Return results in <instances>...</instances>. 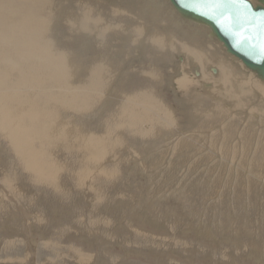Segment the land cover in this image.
Here are the masks:
<instances>
[{
	"label": "rangeland",
	"instance_id": "1",
	"mask_svg": "<svg viewBox=\"0 0 264 264\" xmlns=\"http://www.w3.org/2000/svg\"><path fill=\"white\" fill-rule=\"evenodd\" d=\"M49 2L53 9L38 15L49 22L41 43L49 45L52 57L71 48L77 58L59 77L61 83H43L58 79L52 72L34 75L36 84L29 91L40 97L58 95L62 88L77 97L60 98L69 107L0 103L6 112H15L16 106L31 115L34 123L22 133L40 126L38 114L47 115L59 132L67 129L49 140L45 132L51 126H41L42 137L32 136L25 147H18L9 136L15 124L0 122V264H264V90L247 85L250 75L258 79L198 30L187 28L164 0ZM85 13L86 24L79 27L78 18ZM70 15L77 19L67 21ZM100 18V29L113 35L98 39V34L77 31L96 29ZM163 24L171 25L167 38H184L176 28H187V39H204L215 55L184 46L169 58H158V49L167 46L151 38L165 33ZM71 26L76 36L74 31L70 36ZM196 32L199 39L190 35ZM194 61L205 75L199 81L192 72ZM100 63L103 69L92 77L90 69ZM217 64L221 72L227 69L225 75L210 72ZM180 74L191 84L179 93L173 84ZM139 75L160 83L148 85ZM210 83L212 89H207ZM150 86L165 106L154 102L152 91H137ZM23 91L0 89V96ZM160 112L167 117L164 123ZM68 136L88 145L70 152L62 147ZM29 147L41 157V172L50 183L35 181L20 161V153Z\"/></svg>",
	"mask_w": 264,
	"mask_h": 264
},
{
	"label": "bare ground",
	"instance_id": "2",
	"mask_svg": "<svg viewBox=\"0 0 264 264\" xmlns=\"http://www.w3.org/2000/svg\"><path fill=\"white\" fill-rule=\"evenodd\" d=\"M153 2V1H151ZM119 3V2H118ZM145 4H147L145 2ZM152 4V3H151ZM154 4V3H153ZM50 2L49 0H0V89H7L12 91L13 89H16L17 91H20L21 89H24V91L20 94V93H15L12 94L10 92L5 93V95L0 96V103L1 102H33V105L38 106H49L52 104L57 105H67V107L70 106L69 102H59L60 98L62 97H66L69 98V100H75V98L77 97V95H74V93L70 94L68 92H63L62 88L58 91V95L56 94H45L43 96H37V91L31 92L29 91L30 88H33V86L36 84V81L34 80L33 76L37 75V76H41V75H47L49 74V72H52L56 77H58V79L56 81H49V80H44L43 83L46 85H53V83H61L60 80V76L62 74H66L67 72V68H69V66L73 65L72 61L74 60V58H77V53L76 52H72V50L68 51H59L57 50V52L55 51L54 53L57 54V57H52L50 56L51 53V49H49V45H45L42 42L43 35L44 32L46 30V27L48 26L49 22H47L46 19L41 18L40 16H38L39 14L41 15L42 13H44L45 11H47L48 9H53L50 8ZM79 6V5H78ZM87 6V5H86ZM93 8V7H92ZM144 8V7H143ZM149 8V7H148ZM84 10V9H83ZM74 11V10H73ZM153 11V10H152ZM158 11V10H157ZM42 12V13H41ZM147 12V11H146ZM154 12V11H153ZM51 13V12H50ZM71 13V12H70ZM171 13V12H170ZM48 14V13H47ZM46 14V15H47ZM79 14V13H78ZM86 14V13H85ZM90 14V13H89ZM96 14V13H95ZM150 14V13H149ZM175 14V13H174ZM76 15V14H75ZM74 15V16H75ZM80 15V14H79ZM84 15V14H83ZM173 15V14H172ZM44 16V15H43ZM69 16V15H68ZM78 16V15H77ZM96 16V15H95ZM146 16V15H145ZM48 17V16H47ZM80 17V16H78ZM173 18V17H172ZM171 18V20H172ZM77 17H73L70 15V17L68 18L67 21H71V20H76ZM86 19H88L87 14L86 16H83L81 18H78L80 22V26L82 27L86 24ZM98 19V18H97ZM178 19V18H177ZM174 19L175 20V24L180 25V21ZM85 20V21H84ZM133 20V19H132ZM149 20V18H148ZM152 20V19H151ZM170 20V19H168ZM50 21V20H49ZM162 20H160L161 22ZM173 21V20H172ZM69 22H67V24H69ZM74 22V21H73ZM95 22V21H94ZM100 22V24H99ZM102 20L101 18L98 20L97 25H96V29L92 30L91 26H90V31L88 30H84V29H80L78 28L77 31H86L89 33V35L94 36V34H98L99 37L98 39H103L104 37H106V34L108 33L107 31H102V28L100 29V27L103 25L101 24ZM76 23V22H75ZM74 23V24H75ZM89 23V22H88ZM103 23V22H102ZM132 23V22H131ZM174 23V22H173ZM183 23V22H182ZM66 24V25H67ZM73 24V25H74ZM77 24V23H76ZM157 24V23H156ZM170 24V23H169ZM174 24V26H175ZM89 25H92L89 24ZM95 25V24H94ZM125 25V24H124ZM162 25V24H161ZM164 25V24H163ZM186 25V24H185ZM68 26V25H67ZM118 26V25H117ZM130 26V25H129ZM128 26V27H129ZM160 26V25H159ZM171 26V25H170ZM173 26V24H172ZM116 27V26H115ZM120 27V26H118ZM117 27V28H118ZM125 27V26H124ZM151 27V26H150ZM71 28L73 29L69 34L71 36V34L74 31L73 26H71ZM93 28V27H92ZM188 28V27H187ZM116 29V28H115ZM135 29V28H134ZM168 29V28H167ZM122 30V29H121ZM131 30V29H130ZM150 30V29H149ZM161 30V29H160ZM163 30V29H162ZM197 30V29H196ZM136 31V30H135ZM180 31V30H179ZM75 32V31H74ZM120 32V30L116 31V33ZM123 31H121L120 34H122V38L124 37V35L122 33ZM131 32V31H130ZM129 32V33H130ZM138 32V31H136ZM195 32V30L193 31ZM106 33V34H105ZM110 33V32H109ZM113 33V31H112ZM110 33V35L112 34ZM114 33V34H116ZM133 33V32H131ZM140 33V32H139ZM187 33V31H186ZM192 33V32H191ZM197 33H193L190 34L192 36H194L195 38H200L197 36ZM49 34V33H47ZM68 34V35H69ZM76 32L74 33V35L76 36ZM84 34V33H83ZM136 34V33H134ZM148 34V33H147ZM200 34V33H199ZM80 35V34H79ZM86 36H88L87 34H85ZM84 35V36H85ZM113 35V34H112ZM128 35V33H127ZM126 35V36H127ZM131 35V34H130ZM137 35V34H136ZM139 35V34H138ZM91 36V37H92ZM97 36V35H96ZM132 36V35H131ZM134 36V35H133ZM57 37V36H56ZM79 37V36H78ZM128 37V36H127ZM130 37V36H129ZM150 37V36H148ZM160 36H156L154 38V36H152V42L155 43L156 45L159 43H163L164 41L161 39ZM97 38V37H95ZM108 38V37H107ZM111 38V37H110ZM131 38V37H130ZM129 38V39H130ZM134 38V37H133ZM132 38V40H133ZM136 38V37H135ZM138 38H140L138 36ZM145 38V37H144ZM192 38V37H191ZM203 38V37H202ZM55 39V38H54ZM79 39V38H78ZM97 39V40H98ZM117 39V38H116ZM193 39V38H192ZM111 40V39H110ZM125 40V39H124ZM123 40V41H124ZM141 40V39H140ZM186 40V38H185ZM201 40V39H199ZM96 41V40H94ZM129 41V40H128ZM137 41V40H136ZM143 41H146L145 39ZM172 40H170L171 42ZM198 41V40H197ZM204 41V40H203ZM60 42V41H59ZM107 42V41H106ZM132 42V41H131ZM139 42V40H138ZM97 43V42H96ZM101 43V42H100ZM135 43V42H134ZM145 43V42H144ZM60 44V43H58ZM95 44V43H94ZM112 44V43H111ZM119 44V43H118ZM127 44V43H126ZM146 44V43H145ZM68 45V44H67ZM66 45V46H67ZM92 45V44H91ZM140 45V44H139ZM144 45V44H143ZM141 45V46H143ZM60 46V45H59ZM58 46V47H59ZM65 46V47H66ZM69 47H71L70 45H68ZM85 46V45H84ZM114 46V45H112ZM120 46V45H119ZM123 46V45H122ZM109 47V46H108ZM105 46V53H106V48H108ZM139 47V46H138ZM156 47V46H155ZM60 48V47H59ZM89 48V47H87ZM143 48V47H142ZM184 48V47H183ZM57 49V48H56ZM81 49V48H79ZM92 49V48H91ZM94 49V48H93ZM127 49V48H126ZM187 49V48H186ZM219 49V47H218ZM74 50V48H73ZM111 50V49H109ZM97 51V50H96ZM100 51H102V49H100ZM115 51V50H114ZM151 51V50H150ZM195 51V50H194ZM193 51V52H194ZM221 52V50H220ZM117 53V52H116ZM115 53V54H116ZM123 53V52H122ZM127 53V52H125ZM124 53V54H125ZM186 53V52H185ZM201 53V52H200ZM218 53V52H217ZM58 54H72L70 57H68V55H64V56H59ZM85 54V53H84ZM94 54V53H93ZM188 54V53H186ZM193 54V53H191ZM197 54H199L197 52ZM29 57H26V56ZM82 56V55H81ZM95 56V55H94ZM113 56V54H112ZM118 56V55H117ZM117 56H116V60H117ZM132 56V55H131ZM190 56V55H189ZM194 59H196L194 55H191ZM203 56V55H202ZM218 56V55H217ZM221 56V55H220ZM120 57V56H119ZM125 57V56H124ZM140 57V56H139ZM87 58V57H85ZM162 58V57H161ZM164 58V57H163ZM81 59V58H80ZM115 59V58H114ZM133 59V58H132ZM190 59V58H189ZM84 60V59H83ZM112 60V59H111ZM157 60V59H156ZM163 60V59H162ZM168 60V59H167ZM80 61V60H79ZM85 61V60H84ZM83 61V62H84ZM88 61V60H87ZM97 60H95L96 62ZM104 61V60H103ZM131 61V60H130ZM82 62V63H83ZM113 62V61H112ZM231 62V61H230ZM97 63H94V66H97ZM104 63V62H103ZM141 63V62H140ZM182 63V62H181ZM188 63V62H187ZM238 63V62H237ZM235 63V64H237ZM85 65V63H83ZM108 64V63H107ZM234 64V62H233ZM232 64V66H233ZM82 65V64H81ZM199 66L201 69V65L197 62L195 63L192 62V67L194 68V66ZM107 66V65H106ZM220 66V65H219ZM232 66H230L232 68ZM83 67V66H82ZM234 67V66H233ZM241 67V66H240ZM85 68V67H84ZM136 68V67H135ZM190 68V67H189ZM226 67H223L222 69H225ZM103 68H101V63L98 67L95 68H91L90 69V75L92 77H94L99 70H101ZM218 69V68H217ZM245 70V69H244ZM244 70H242L244 72ZM126 71V70H125ZM137 71V70H136ZM226 70H222V74L219 75H225ZM246 71V70H245ZM193 72V71H192ZM224 72V73H223ZM233 72V70H232ZM248 72V71H247ZM123 73V72H122ZM121 73V74H122ZM127 73V72H126ZM134 73V72H133ZM220 73V71H219ZM246 73V72H244ZM149 74V73H147ZM202 74V71H201ZM234 74V73H233ZM232 74V75H233ZM239 74V73H238ZM242 74V73H241ZM248 75H250L249 73H247ZM127 75V74H126ZM173 75V74H172ZM204 75V74H203ZM246 75V74H245ZM129 76V75H128ZM136 76V75H135ZM140 76V75H139ZM143 76V75H141ZM186 76V75H185ZM205 76V75H204ZM228 76V75H227ZM252 75H250V77L247 78V85H250V88L252 89H256L258 92H260V90H264V85L263 83H261L259 80H254L253 78H251ZM117 77V76H116ZM127 77V76H126ZM156 77V76H155ZM183 75L182 77L179 79L180 81H178L177 85L178 87L184 90V88H186L185 90H187L188 84H191V81L189 82V80L187 78L183 79ZM187 77V76H186ZM196 77V76H195ZM223 77V76H222ZM225 77V76H224ZM221 80V82L224 81V83L226 82V78H224ZM229 77V76H228ZM134 78V77H133ZM151 78V77H150ZM197 78V77H196ZM231 78V77H230ZM255 78V77H254ZM117 79V78H116ZM198 79V78H197ZM233 79V78H232ZM150 80V79H149ZM152 80V79H151ZM219 80V79H218ZM115 81V80H114ZM123 81V80H122ZM155 81V80H154ZM199 81V79H198ZM234 81V79H233ZM129 82V81H128ZM177 82V81H176ZM196 84V83H195ZM226 84V83H225ZM84 85H86V83H84ZM203 85V84H202ZM115 86V85H114ZM172 86V85H171ZM222 86V85H221ZM126 87V86H125ZM207 89H209V84L205 86ZM211 87V86H210ZM261 88V89H260ZM212 89V87H211ZM216 91V90H215ZM263 93V92H262ZM149 94V93H148ZM190 94V93H189ZM235 94V93H234ZM143 95V94H142ZM150 95V94H149ZM141 96V95H139ZM143 96H147V94L143 95ZM107 97V96H106ZM148 97V96H147ZM153 97V94H152ZM176 97V96H175ZM131 98V97H130ZM145 99V98H144ZM143 99V100H144ZM149 99V97H148ZM151 99V98H150ZM154 100V98H152ZM158 99V98H157ZM109 100V99H108ZM159 100V99H158ZM107 101V99H106ZM174 102V101H173ZM193 103V102H192ZM10 104V103H9ZM71 104H73V102H71ZM109 104V101H108ZM151 104V103H150ZM32 105V104H31ZM54 105V106H55ZM142 105V104H141ZM52 106V107H54ZM107 106V105H106ZM161 106V105H160ZM159 106V107H160ZM163 106V105H162ZM10 107V105H9ZM34 107V108H37ZM51 107V106H50ZM16 111L15 112H10L9 110L6 112L5 109L3 107H0V122H6L7 125L9 127L12 126V124H15L9 131V136L11 141H14L15 144L18 147H25L26 146V142L28 139H31L32 136H39L42 137L44 135L43 129L41 128V126L44 125H50L51 127L48 128V130L45 132V137L49 140H57L55 139V137L59 136V134L63 133L67 130L65 129L64 132H59V130H56L54 128V122H51L50 120H47V115L45 117V115L42 114H38V121L40 122V126L39 127H35V128H31L30 131H28V133H22L23 129L31 127V125L34 123L33 118L31 117L30 114H28V112H24L23 109L24 108H18L16 107ZM28 108H31L28 106ZM47 108V107H46ZM124 108V107H123ZM161 108V107H160ZM164 108V107H163ZM11 109V108H9ZM43 109V108H42ZM45 109V108H44ZM129 109V108H128ZM188 109V108H187ZM46 110V109H45ZM124 110V109H123ZM186 110V108H185ZM125 111H127L125 109ZM166 111V110H164ZM163 111V112H164ZM43 112V111H42ZM167 112V111H166ZM130 113V112H129ZM165 113V112H164ZM134 114V113H132ZM166 114V113H165ZM125 115V114H124ZM168 115V113H167ZM139 116V115H138ZM145 116V115H144ZM171 116V115H170ZM189 117V116H188ZM172 118V117H170ZM181 120V119H180ZM167 121V120H166ZM185 121V120H184ZM161 122V121H160ZM158 122V123H160ZM180 125V124H179ZM63 126V125H62ZM71 127V126H70ZM113 128V127H112ZM59 129V128H57ZM62 129V128H61ZM85 130V129H84ZM100 132V131H99ZM150 132V131H149ZM72 134V133H71ZM79 134V133H78ZM163 134V133H162ZM191 134V132H190ZM62 135V136H63ZM112 135V134H111ZM127 135V134H126ZM73 136V135H72ZM146 136V135H145ZM150 136V135H149ZM51 137V139H50ZM70 136H68L67 140H64V144L62 145V147H66L70 152H74L76 151L77 146L79 148H83L85 147V145H88L87 141H84V139L81 140H72L69 139ZM81 137V136H80ZM142 137V136H141ZM36 138V137H35ZM109 138V137H108ZM117 138V137H116ZM203 138V137H202ZM74 139V138H73ZM160 140V139H159ZM115 142V141H114ZM81 143V144H79ZM96 143V142H95ZM94 143V144H95ZM158 143V142H157ZM114 144V143H113ZM109 145V144H108ZM58 145H54L53 147H57ZM78 148V149H79ZM196 148V147H195ZM96 149V148H95ZM94 149V150H95ZM101 149V148H100ZM99 149V151H100ZM98 150V149H96ZM145 150V149H144ZM147 151V150H146ZM193 151V150H192ZM100 155H102L101 152ZM19 155V154H18ZM20 157L21 160L23 161L25 164H23L26 169L29 172H32L31 175L34 178L35 181H39L42 183H50L47 179V176L45 173L41 172V157L38 156L37 154H34L31 152V147L27 148V150L25 152H21L20 153ZM101 158V157H100ZM78 163H72V165H77ZM252 164V163H251ZM208 165V164H207ZM46 168H49V166H45ZM169 168V167H168ZM50 169V168H49ZM146 170V169H145ZM136 171V170H135ZM140 171V170H139ZM143 171V170H142ZM175 173V172H174ZM141 174V173H140ZM173 174V173H172ZM147 175V174H146ZM153 175V174H152ZM151 175V177H152ZM143 177V176H142ZM155 177V176H154ZM149 178V177H148ZM124 179V178H123ZM154 179V178H153ZM172 179V178H171ZM145 180V179H144ZM169 184V183H168ZM52 187L53 185L50 184ZM49 185V186H50ZM131 185V184H130ZM129 185V186H130ZM164 189V188H163ZM170 192V191H169ZM151 193V192H150ZM153 193V192H152ZM120 196V195H119ZM118 197V196H117ZM171 197V196H170ZM169 197V198H170ZM185 197V196H184ZM150 198V197H149ZM124 200V199H123ZM132 202V200H131ZM136 202V201H135ZM167 202V201H166ZM204 202V201H203ZM14 203V202H13ZM89 203V202H88ZM138 204V203H137ZM157 204V203H156ZM154 204V205H156ZM164 204V203H163ZM120 205V204H119ZM118 205V206H119ZM134 205V204H132ZM8 206V205H7ZM115 206V205H114ZM130 206V205H129ZM141 206V205H140ZM160 206V205H159ZM20 207V206H19ZM152 207V206H151ZM117 208V207H116ZM139 208V207H138ZM148 208V207H147ZM156 208V207H155ZM192 208V207H191ZM137 210V209H136ZM142 210V209H141ZM159 210V209H158ZM162 210V209H161ZM166 210V209H165ZM22 211V210H21ZM139 212V211H138ZM132 213V212H131ZM130 213V214H131ZM123 214V213H122ZM151 214V212H150ZM101 215V214H100ZM121 215V214H120ZM103 216V215H102ZM156 216V214H155ZM122 217V216H121ZM147 217V215H146ZM148 218V217H147ZM59 219V218H58ZM168 219V218H167ZM189 219V218H188ZM33 221V220H32ZM151 221V220H150ZM3 222V221H2ZM163 222V220H162ZM166 222V221H165ZM36 224V223H34ZM172 224V223H171ZM161 225V224H160ZM173 225V224H172ZM117 226V225H116ZM119 226V225H118ZM173 229V228H172ZM44 230V229H43ZM178 230V229H177ZM102 231V230H101ZM105 232V231H104ZM110 233V232H109ZM211 233V232H210ZM209 234V233H208ZM215 235V234H212ZM100 236V235H98ZM103 236V235H102ZM116 236V235H115ZM125 239V238H124ZM214 239V238H213ZM217 239V238H216ZM102 240V239H101ZM125 241V240H124ZM215 241V240H214ZM213 241V242H214ZM103 244V243H102ZM123 244V243H122ZM103 247V246H102ZM210 249V248H209ZM194 250V249H193ZM194 254V253H193Z\"/></svg>",
	"mask_w": 264,
	"mask_h": 264
},
{
	"label": "water",
	"instance_id": "3",
	"mask_svg": "<svg viewBox=\"0 0 264 264\" xmlns=\"http://www.w3.org/2000/svg\"><path fill=\"white\" fill-rule=\"evenodd\" d=\"M177 18L264 84V0H164ZM218 75L219 70L211 67ZM193 73L201 77V69ZM212 83L209 84V88Z\"/></svg>",
	"mask_w": 264,
	"mask_h": 264
},
{
	"label": "crops",
	"instance_id": "4",
	"mask_svg": "<svg viewBox=\"0 0 264 264\" xmlns=\"http://www.w3.org/2000/svg\"><path fill=\"white\" fill-rule=\"evenodd\" d=\"M120 22H123L122 20L120 21ZM124 22H127V20H124ZM170 27V26H169ZM169 27H165V25H164V27H160V29L162 30L163 29V31L165 32V33H163V35L162 36H164V37H162L161 39L163 40V41H165V45L164 46H167V47H164L163 48V50L161 51L160 49H158L159 51V53L160 54H162V55H158V58H169V57H171L173 54H175V53H177V51H178V49H181V51H183L182 50V48L184 47V46H188V47H192V48H194V49H197L199 52H201V54H205L206 56H208V57H213L214 55H215V48L212 46V45H208L209 43H207V42H205V44H200L199 42L200 41H203V40H198V41H193V40H190V39H187V36H188V34L185 32V30L184 29H187V28H184L183 27V29H178V28H176V26H175V28H176V31L177 32H180L181 34H182V36H184V38H178V37H176V39H170V38H167V36L166 35H169L171 32V30H169ZM168 28V29H167ZM133 30H135L134 28H132ZM180 30V31H179ZM123 32V34L124 33H126V29L125 28H123V30H122ZM109 34H107V36H108ZM122 34H120V36H121ZM110 36V35H109ZM158 36H160L161 37V35H158ZM122 37V36H121ZM185 38H186V40H185ZM177 39H180V41L181 42H179ZM139 40V39H138ZM167 40V41H166ZM170 40H172L171 42H170ZM122 41V40H121ZM119 43V44H118ZM137 43L139 44V42L137 41ZM114 44L115 45H117V46H119V45H121V43L120 42H118V41H115L114 42ZM190 45V46H189ZM157 47H159V46H157ZM113 49H111V51H112ZM208 50H210L211 51V53H209L208 52ZM186 55V54H185ZM184 56V55H183ZM185 57V56H184ZM187 59H188V62H189V58H188V55H187ZM216 67L218 68V70L220 71V73H221V68L219 67V65L217 64L216 65ZM203 69V68H202ZM201 69V71L203 72V70ZM154 73L156 74V75H160L159 74V70H154ZM203 75V74H202ZM182 76V74H180V77ZM179 78V77H178ZM178 78L176 77V79L178 80ZM138 80H141V81H143V82H145V83H147L148 85H150L149 83H152V84H159L160 83V81L158 82V83H153L152 82V80H149V78H147L146 76H143V77H138ZM173 87H174V90L176 91H178L179 93L181 92L180 91V88L178 87V85L176 84V83H174L173 84ZM182 89V88H181ZM152 91L153 92V98H154V102H164L163 100H161L158 96H157V94L155 93L156 92V87L155 86H150V87H146V88H141V89H139V90H137V91ZM159 100H158V99ZM161 105H163V106H165V104L164 103H161ZM137 106V105H136ZM199 113V115L202 117L203 116V112L202 113H200V112H198ZM160 115H161V119H160V121H161V123H164L166 120H167V117L163 114V113H161L160 112ZM154 117H159V115L157 114V113H154ZM160 118V117H159ZM165 118H166V120H165ZM153 125H150V128L152 127Z\"/></svg>",
	"mask_w": 264,
	"mask_h": 264
}]
</instances>
